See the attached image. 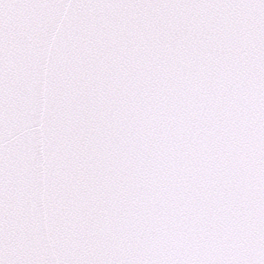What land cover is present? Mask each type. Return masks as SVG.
<instances>
[{
	"label": "snow or ice",
	"instance_id": "snow-or-ice-1",
	"mask_svg": "<svg viewBox=\"0 0 264 264\" xmlns=\"http://www.w3.org/2000/svg\"><path fill=\"white\" fill-rule=\"evenodd\" d=\"M0 264H264V0H0Z\"/></svg>",
	"mask_w": 264,
	"mask_h": 264
}]
</instances>
